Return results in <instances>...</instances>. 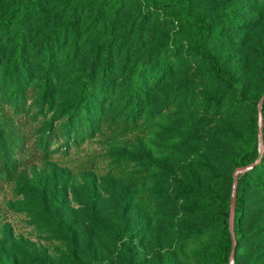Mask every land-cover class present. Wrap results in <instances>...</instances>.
I'll list each match as a JSON object with an SVG mask.
<instances>
[{"label":"rangeland","instance_id":"1","mask_svg":"<svg viewBox=\"0 0 264 264\" xmlns=\"http://www.w3.org/2000/svg\"><path fill=\"white\" fill-rule=\"evenodd\" d=\"M263 96L264 0H0V264H224ZM244 217L232 259L264 264L263 173Z\"/></svg>","mask_w":264,"mask_h":264},{"label":"trees","instance_id":"2","mask_svg":"<svg viewBox=\"0 0 264 264\" xmlns=\"http://www.w3.org/2000/svg\"><path fill=\"white\" fill-rule=\"evenodd\" d=\"M61 3H67L69 0H58ZM159 3H156L158 5ZM5 16V15H4ZM190 27H200L202 29V35L200 37L199 43L201 50L205 48V40L210 35V27L208 24L203 23L201 21H194L191 22ZM204 57H208L207 55ZM139 86L140 89H144V84L141 81ZM85 96L83 99V108L76 109L74 112L70 114L71 118L74 120L75 128L73 131L75 135L79 129H91L92 124L94 123V114H95V105L90 100L91 89L89 85H86L82 92ZM104 92H99V95H102ZM15 99L11 95L8 96L7 100L11 101ZM260 116L262 115V123L263 126H260V131L263 132V140H264V102L262 104V110L259 109ZM18 140V141H17ZM21 138L16 139L13 141L11 140V136L5 138V142L8 143L9 148L18 149V143ZM260 144V134L259 140L251 146V148L235 163V169H248L252 167V169L247 170L244 173H240L238 177L235 179L232 177L231 183L232 187L234 188V183L237 181V199H236V207L234 211V228L231 231L230 229V222H231V203L232 198L229 201L227 207L228 211L226 213V218L224 222V232H223V244L221 249V261L224 264H230L232 255L235 254L236 250L235 247L239 244L241 239L242 233V225H244L243 221L245 220L244 217V196L248 188V177L250 175L257 176L260 173L264 174V151L261 150ZM30 157L34 158L35 156H40V148L33 147L28 151ZM261 159V161H259ZM259 161V162H258ZM258 162L257 164H255ZM233 188H232V195H233ZM253 235L258 239L260 243L264 241V224L259 225L256 230L253 231ZM236 244V245H235ZM237 264V263H234Z\"/></svg>","mask_w":264,"mask_h":264},{"label":"water","instance_id":"3","mask_svg":"<svg viewBox=\"0 0 264 264\" xmlns=\"http://www.w3.org/2000/svg\"><path fill=\"white\" fill-rule=\"evenodd\" d=\"M263 102H264V96L262 97V99H261V101L259 103L260 111L262 110ZM260 117H261V127H262L263 126L262 115ZM260 144H261L262 151H264V140H263V132H262V130L260 131ZM258 162H256L255 164H257ZM250 169H252V167H250L248 169H240V172L237 173L235 175V177L237 178L240 173H244V172H246L247 170H250ZM236 199H237V181H235V183H234L233 195H232V203H231V222H230V225H231L232 230L234 228V211H235V207H236ZM233 255H232V257H233ZM230 264H234V261H233L232 258H231Z\"/></svg>","mask_w":264,"mask_h":264}]
</instances>
